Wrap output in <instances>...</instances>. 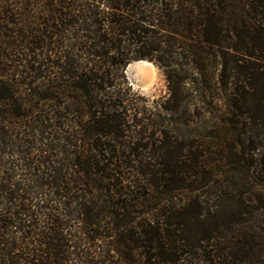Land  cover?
<instances>
[{
  "label": "trees",
  "instance_id": "1",
  "mask_svg": "<svg viewBox=\"0 0 264 264\" xmlns=\"http://www.w3.org/2000/svg\"><path fill=\"white\" fill-rule=\"evenodd\" d=\"M210 154L264 173V0H0V264H264V188H209Z\"/></svg>",
  "mask_w": 264,
  "mask_h": 264
},
{
  "label": "rangeland",
  "instance_id": "2",
  "mask_svg": "<svg viewBox=\"0 0 264 264\" xmlns=\"http://www.w3.org/2000/svg\"><path fill=\"white\" fill-rule=\"evenodd\" d=\"M157 68L159 69L160 79L154 90L145 92L138 85L135 86L139 88L134 89L132 87L140 96L148 100L149 104L154 99H158L167 93L165 76L158 66ZM188 102L173 116V120L176 121V124L173 126L175 129L174 136H176L178 142L191 146L192 143L202 142L203 138H205L204 135H209L215 124V120L213 114L206 112L197 113L195 108L196 101L192 97ZM203 142L205 141L203 140ZM206 142L209 144L212 142V139L206 138ZM208 159L212 160L209 164L214 166L215 170L218 171L212 177L211 183L208 185L209 188L213 186L214 182L218 183L217 188H264V173L261 174L260 172L258 173L257 169L254 170V166L255 168L258 166V162L248 160L245 164H242L235 156H231L228 160L222 159L220 160L221 162H217L216 159H219V157L213 156V154H210ZM247 164L252 166L251 169L247 167Z\"/></svg>",
  "mask_w": 264,
  "mask_h": 264
},
{
  "label": "bare ground",
  "instance_id": "3",
  "mask_svg": "<svg viewBox=\"0 0 264 264\" xmlns=\"http://www.w3.org/2000/svg\"><path fill=\"white\" fill-rule=\"evenodd\" d=\"M132 67L136 69V81L141 90L145 92L154 90L160 79L157 66L153 62L143 60L135 62Z\"/></svg>",
  "mask_w": 264,
  "mask_h": 264
},
{
  "label": "water",
  "instance_id": "4",
  "mask_svg": "<svg viewBox=\"0 0 264 264\" xmlns=\"http://www.w3.org/2000/svg\"><path fill=\"white\" fill-rule=\"evenodd\" d=\"M143 60H147V59H141V60H137V61H143ZM137 61H132L125 70V74L127 76V79L129 81V85L132 86L134 89L135 88H139L136 87L135 85H137V81H136V69L134 67H132V65L137 62ZM151 62V61H150Z\"/></svg>",
  "mask_w": 264,
  "mask_h": 264
}]
</instances>
